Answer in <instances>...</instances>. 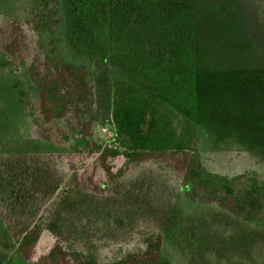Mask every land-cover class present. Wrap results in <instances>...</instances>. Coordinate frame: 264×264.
I'll use <instances>...</instances> for the list:
<instances>
[{"label":"rangeland","instance_id":"rangeland-1","mask_svg":"<svg viewBox=\"0 0 264 264\" xmlns=\"http://www.w3.org/2000/svg\"><path fill=\"white\" fill-rule=\"evenodd\" d=\"M25 0H0L14 13ZM67 56L107 61L120 75L158 93L197 125L205 167L232 177L264 178V0H63ZM6 60L0 54V63ZM35 93L25 68L0 77V223L40 226L34 264L57 242L106 264L160 233L177 264H264V227L215 203L191 201L180 177L142 162L106 190L75 183L60 149L24 139L23 99ZM97 153L116 148L113 124L96 122ZM123 155L108 158L113 172ZM52 224L58 233L51 231ZM24 234V233H22Z\"/></svg>","mask_w":264,"mask_h":264},{"label":"trees","instance_id":"trees-1","mask_svg":"<svg viewBox=\"0 0 264 264\" xmlns=\"http://www.w3.org/2000/svg\"><path fill=\"white\" fill-rule=\"evenodd\" d=\"M63 0H25L17 12L0 13V77L25 68L35 93L23 99L18 129L24 139L56 145L68 161L75 183L104 192L107 174L120 179L142 162L156 160L177 174L186 196L215 203L264 227V178L255 170L232 177L209 171L202 162L196 123L158 93L123 76H111L107 61H72L62 42ZM96 122L113 124L118 146L99 148L93 139ZM123 155V168L113 172L108 158ZM51 231L58 233L54 224ZM40 226L16 229L0 223V264L12 256L31 259ZM24 233V234H22ZM143 247L131 249L106 264H177L163 250L160 233L142 236ZM34 264H100L57 242Z\"/></svg>","mask_w":264,"mask_h":264}]
</instances>
